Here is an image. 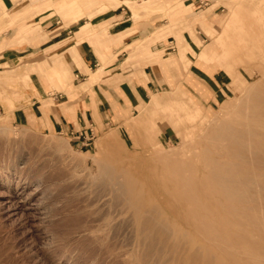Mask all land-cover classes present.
<instances>
[{
  "label": "rangeland",
  "instance_id": "1",
  "mask_svg": "<svg viewBox=\"0 0 264 264\" xmlns=\"http://www.w3.org/2000/svg\"><path fill=\"white\" fill-rule=\"evenodd\" d=\"M94 1L98 4L97 0H82L80 5L95 4ZM144 1L124 2L133 11L140 10ZM176 1L157 9H152V3L146 6L148 13L139 17L133 13L134 19L158 13L159 19H164L162 23L168 24L164 27L172 25V33L139 47L146 49L160 42L155 47L157 52L148 55L156 57L155 72L160 84L156 94L119 111L109 125L90 135L89 144L82 145L67 134L41 127L32 120L16 122L5 116L2 104L11 105L12 97L19 98L13 92L15 87L30 86L28 77L12 80L9 74H30L38 69L24 70L22 59L18 64L0 65V264H151L145 260L135 262L125 250L129 245L125 238L129 233V214L121 213L120 201L113 199L117 172L169 176L166 174L197 161L202 172L200 160L209 152L214 128L234 121L236 115L235 121H241L243 111L249 108L246 102L252 94V104L258 90L262 92L259 101L264 104V87H259L264 84V0H223L217 3L222 5L217 17L209 16L210 9L192 19L184 15L182 2ZM202 19L214 28L213 36L206 32ZM6 95L11 96V101L6 100ZM184 104L198 110L197 117L195 112L186 111ZM261 139L259 148L252 146L243 151L249 160L255 159L257 172L264 170V137ZM258 149L263 152L257 154ZM230 154L226 152L225 156L231 157ZM256 184L250 187V194L255 198L254 206L264 209V176ZM99 190H108L116 200L111 203L113 206L107 204L112 207V215H107L109 209L105 206V216H109L108 221L103 217L106 222L97 220L101 214L96 216L94 212L101 213V209L92 205L94 196L98 199L103 195L98 194ZM92 206L98 210L94 207L93 212ZM262 209L260 215H264ZM95 222L99 226L105 224L102 228L97 224L95 229Z\"/></svg>",
  "mask_w": 264,
  "mask_h": 264
},
{
  "label": "crops",
  "instance_id": "2",
  "mask_svg": "<svg viewBox=\"0 0 264 264\" xmlns=\"http://www.w3.org/2000/svg\"><path fill=\"white\" fill-rule=\"evenodd\" d=\"M81 1L0 0V65L22 59L24 70L38 69L9 74L12 80L28 77L30 86L15 87L19 98L2 104L5 116L16 122L32 120L84 145L119 111L156 94L160 85L156 57L148 55L157 52L160 42L139 47L172 33V25L164 27L168 24L158 13L134 19L148 10L132 11L125 0L87 5ZM179 1L184 15L192 19L210 9L209 16L217 17L222 7L217 3L223 0ZM173 2L177 1L160 0L151 7ZM201 23L213 36L214 28L204 19ZM5 98L11 101V96Z\"/></svg>",
  "mask_w": 264,
  "mask_h": 264
},
{
  "label": "bare ground",
  "instance_id": "3",
  "mask_svg": "<svg viewBox=\"0 0 264 264\" xmlns=\"http://www.w3.org/2000/svg\"><path fill=\"white\" fill-rule=\"evenodd\" d=\"M150 1H144L145 5L140 10L148 8L146 6L152 4V2L149 3ZM262 86L264 87V84H260L259 87L262 88ZM261 88L260 90H263ZM258 91L255 97H252V104L250 102L252 94L246 102L249 108L245 106L247 110L241 109L243 111L241 121H235L236 115L234 121L225 122L219 128L216 126L211 132V146L214 149L208 146L211 149L209 148V152L205 154L204 160H200L206 171L199 170L197 161L196 163L189 162L188 165H184L185 168H178L171 175L166 174L169 176H165L164 172L161 176L153 172L147 175L117 172L118 178L115 180L112 178L114 180L112 193L116 194L113 199L117 197V202L120 201L119 204H121V209L118 210L129 214L127 218L129 221L125 220V223L129 222V231L125 229L129 233L127 237L125 233L123 235L129 242L125 250L130 255L132 254L135 262L140 263L145 260L150 261L151 264L152 262L162 264L161 261H165V264H264V220H262L264 215L261 213L262 217L259 214L262 208L254 206L255 198L250 194L253 189L252 187L250 191V187L263 180L264 170L257 172L259 165L255 164V159L249 160V157L243 154V151L248 148L260 146L263 141L260 138L264 137V132L261 131L264 129V104L259 101L262 92ZM185 106L186 111L195 112L197 117L198 110L192 106ZM190 117L192 119V116ZM260 151L258 149L257 154ZM226 152L231 153V157H226L228 155L225 156ZM250 155L252 157V150H250ZM186 161L183 162L186 163ZM178 166L179 164L176 165ZM113 177H115L114 174ZM162 181L167 182L166 184L164 182V185L161 183L160 187L157 186ZM112 186L109 188L111 189ZM94 187L93 190H95ZM109 188L106 189L109 190ZM108 190H104L106 194L99 190L98 194L102 192L103 195L98 199L94 196L93 201L90 200L92 205H98L101 209V213H98L94 212L95 206L91 208L94 213H97L96 216L101 214L96 217L98 221L103 219L106 222L109 220L107 215L113 214V209L112 214L109 212L112 207H108L107 204L116 202V200L113 201L110 192L107 193ZM114 193L112 195H115ZM257 194L260 193L257 192ZM105 206L108 207L107 211L110 213L106 215L107 217ZM96 207L95 209L98 210ZM118 210L115 208L116 213ZM103 217L108 219L105 221ZM95 223L96 229L99 222ZM99 231L101 230L97 232Z\"/></svg>",
  "mask_w": 264,
  "mask_h": 264
},
{
  "label": "built area",
  "instance_id": "4",
  "mask_svg": "<svg viewBox=\"0 0 264 264\" xmlns=\"http://www.w3.org/2000/svg\"><path fill=\"white\" fill-rule=\"evenodd\" d=\"M137 1H141V0H137Z\"/></svg>",
  "mask_w": 264,
  "mask_h": 264
}]
</instances>
